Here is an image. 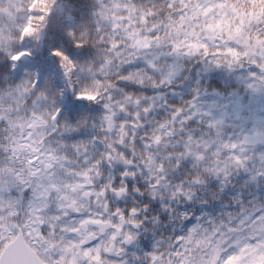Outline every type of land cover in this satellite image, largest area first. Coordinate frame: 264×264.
I'll use <instances>...</instances> for the list:
<instances>
[{"label":"clouds","instance_id":"9594fccd","mask_svg":"<svg viewBox=\"0 0 264 264\" xmlns=\"http://www.w3.org/2000/svg\"><path fill=\"white\" fill-rule=\"evenodd\" d=\"M0 264H264V0H0Z\"/></svg>","mask_w":264,"mask_h":264}]
</instances>
